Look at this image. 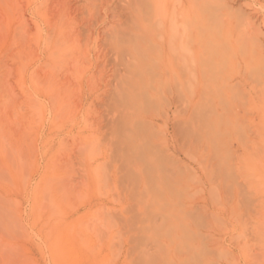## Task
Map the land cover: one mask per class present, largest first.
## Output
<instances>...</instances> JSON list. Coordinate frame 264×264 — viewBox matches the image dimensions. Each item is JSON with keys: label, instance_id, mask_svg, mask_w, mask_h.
Instances as JSON below:
<instances>
[{"label": "rangeland", "instance_id": "rangeland-1", "mask_svg": "<svg viewBox=\"0 0 264 264\" xmlns=\"http://www.w3.org/2000/svg\"><path fill=\"white\" fill-rule=\"evenodd\" d=\"M57 1H66L81 33L59 58L65 105L58 130H40L29 187L57 153L59 193L72 205L65 219L87 218L99 245L90 264H264V117L203 119L171 102L161 51L167 0L136 22L126 0ZM36 23L48 30L25 0V46ZM215 107L235 113L249 105ZM23 197L25 258L50 264Z\"/></svg>", "mask_w": 264, "mask_h": 264}, {"label": "bare ground", "instance_id": "bare-ground-1", "mask_svg": "<svg viewBox=\"0 0 264 264\" xmlns=\"http://www.w3.org/2000/svg\"><path fill=\"white\" fill-rule=\"evenodd\" d=\"M158 2L126 0L124 10L136 22L154 12ZM27 3L34 5V14L48 30L36 23L25 46V0H0V56L8 58L0 65V264H36L25 258L20 198L26 195L50 264H90L92 246L99 245L87 218L65 219L72 205L59 193L57 153L49 155L38 183L28 185L38 169L35 142L40 130L50 123V134L56 132L59 106L65 105L59 58L81 32L69 17L66 1ZM164 7L167 42L161 51L171 102L185 104L187 114L203 119L255 113L264 117V0H167ZM125 36L110 35L123 41L128 40ZM41 51L45 64L39 63ZM13 73L18 93L9 81ZM201 74L207 77L206 84ZM203 101H208L206 107L201 106ZM241 101L249 108L235 113L215 109L216 104ZM50 139L44 142L46 153Z\"/></svg>", "mask_w": 264, "mask_h": 264}]
</instances>
